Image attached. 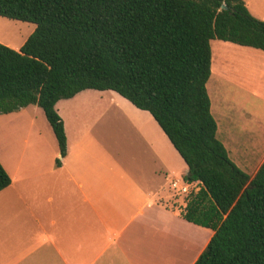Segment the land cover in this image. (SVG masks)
<instances>
[{"label":"trees","instance_id":"16d2710c","mask_svg":"<svg viewBox=\"0 0 264 264\" xmlns=\"http://www.w3.org/2000/svg\"><path fill=\"white\" fill-rule=\"evenodd\" d=\"M0 17L36 26L19 50L0 44V115L39 107L60 166L56 104L117 93L150 113L188 167L184 180L202 185L182 215L213 231L194 264H264V162L250 176L230 159L207 90L213 40L264 53V22L243 0H0ZM11 182L0 163V192Z\"/></svg>","mask_w":264,"mask_h":264},{"label":"crops","instance_id":"0c3cea01","mask_svg":"<svg viewBox=\"0 0 264 264\" xmlns=\"http://www.w3.org/2000/svg\"><path fill=\"white\" fill-rule=\"evenodd\" d=\"M108 92L82 91L59 106L70 104L79 114L111 112L120 103ZM57 104L66 156L57 166L51 163L52 150L46 153L48 161L45 152L26 150L22 168L7 172L12 182L0 192V264H145L146 259L160 264L155 256L163 245L155 243L174 225L192 235L186 249L201 244L194 264L213 231L186 221L175 208L170 181L184 179L188 167L177 160L150 113L128 108L129 116L120 120L121 134L114 135L97 119L66 121L65 109ZM155 220L163 227L159 233L151 232Z\"/></svg>","mask_w":264,"mask_h":264},{"label":"rangeland","instance_id":"374dc122","mask_svg":"<svg viewBox=\"0 0 264 264\" xmlns=\"http://www.w3.org/2000/svg\"><path fill=\"white\" fill-rule=\"evenodd\" d=\"M244 1L250 14L264 22V0ZM35 27L32 23L0 17V44L19 50ZM211 50L212 67L207 90L211 100V112L218 124L217 137L226 147L230 159L241 170L252 176L256 166L264 158V53L219 40L211 42ZM108 93L120 103L117 106L115 104L111 112L104 111L102 114L92 110L82 111V114H79L80 112H77L79 110L69 109L70 104L59 106V102L70 99L60 100L57 109H62L63 106L66 121L78 117L97 119L100 125L104 123L108 126L109 132L120 135L122 124L120 120L124 115L129 116L127 112L131 111L130 108L134 110L137 108L135 109L129 101L128 103L117 93L113 91ZM82 103L86 102L77 101V104ZM133 116L139 118L135 112ZM138 116L144 118L143 115ZM53 137L51 126L43 111L37 106L31 105L17 113L0 115V163L13 175V170L18 171L22 168L24 151L33 149L45 154L52 150L53 165L57 159H60L59 155L55 156L57 145ZM49 156L50 154L44 156L46 161ZM175 156L184 164L177 151ZM176 200L175 208L183 215L187 201L177 194ZM155 221H151L152 233H157L158 227H160L159 232L163 229L161 224L157 225L158 220ZM159 237L155 244L163 246L157 249L155 260L160 264H167L171 259L173 263L190 264L201 246L200 244L197 248L186 249V242L192 241L193 237L189 231L175 225L167 228L164 236L160 234ZM144 263L147 264V259Z\"/></svg>","mask_w":264,"mask_h":264},{"label":"built area","instance_id":"2783aa9c","mask_svg":"<svg viewBox=\"0 0 264 264\" xmlns=\"http://www.w3.org/2000/svg\"><path fill=\"white\" fill-rule=\"evenodd\" d=\"M200 183L193 182V183H188L184 179L180 178H173L170 181V187L171 189L178 195L182 197H189L191 195H196L199 193Z\"/></svg>","mask_w":264,"mask_h":264},{"label":"water","instance_id":"95a60500","mask_svg":"<svg viewBox=\"0 0 264 264\" xmlns=\"http://www.w3.org/2000/svg\"><path fill=\"white\" fill-rule=\"evenodd\" d=\"M223 9H226V6H223Z\"/></svg>","mask_w":264,"mask_h":264}]
</instances>
